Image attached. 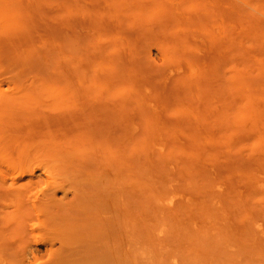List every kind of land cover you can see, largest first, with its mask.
I'll return each instance as SVG.
<instances>
[{
  "label": "rangeland",
  "instance_id": "rangeland-1",
  "mask_svg": "<svg viewBox=\"0 0 264 264\" xmlns=\"http://www.w3.org/2000/svg\"><path fill=\"white\" fill-rule=\"evenodd\" d=\"M131 261L264 264V0H0V264Z\"/></svg>",
  "mask_w": 264,
  "mask_h": 264
},
{
  "label": "bare ground",
  "instance_id": "bare-ground-1",
  "mask_svg": "<svg viewBox=\"0 0 264 264\" xmlns=\"http://www.w3.org/2000/svg\"><path fill=\"white\" fill-rule=\"evenodd\" d=\"M169 202H170V203L172 202L171 199L169 200ZM65 242H66V241H65ZM65 242H64V243H65ZM64 243L60 242V244H61V245H60V246H61L60 249H62V244H63V246H65ZM49 250H50V248H49ZM54 252H55V251H54ZM56 253H58V249L56 250L55 255H57ZM55 255H53V256H55ZM131 263H132V261H131ZM132 264H133V263H132Z\"/></svg>",
  "mask_w": 264,
  "mask_h": 264
}]
</instances>
